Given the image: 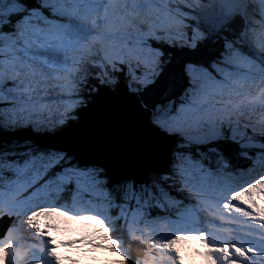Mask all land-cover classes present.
Wrapping results in <instances>:
<instances>
[{"label":"snow or ice","instance_id":"1","mask_svg":"<svg viewBox=\"0 0 264 264\" xmlns=\"http://www.w3.org/2000/svg\"><path fill=\"white\" fill-rule=\"evenodd\" d=\"M184 240L264 264V0H0V264Z\"/></svg>","mask_w":264,"mask_h":264},{"label":"rangeland","instance_id":"2","mask_svg":"<svg viewBox=\"0 0 264 264\" xmlns=\"http://www.w3.org/2000/svg\"><path fill=\"white\" fill-rule=\"evenodd\" d=\"M53 216H57V218L59 219L58 221L60 222L59 224H57V227L60 228L61 226H63V231L59 233H57L58 236H63L65 237L67 240L70 239V240H77L78 238H82V237H79L78 235H75L73 234V231H70L68 229L69 226H74L76 224L75 221H70L62 216H59V215H53ZM52 217V216H50ZM66 221V222H65ZM68 222V223H67ZM96 231V228H93L91 232H84V233H87L89 234L88 236H92L93 232ZM198 245L201 246L204 250V246L201 245L199 242H198ZM84 247V246H83ZM195 248V247H194ZM89 251L92 252L91 249H89ZM91 252L88 254L87 257H82L80 254H76V253H73V258L76 259V256L78 255L79 256V264H89L91 261H95V260H98L100 259L101 257L99 255H93L91 254ZM115 254H113L114 256ZM187 256L191 257L193 260H196V255L192 252H189L187 253ZM119 263L120 261L118 259H114L111 264L113 263Z\"/></svg>","mask_w":264,"mask_h":264},{"label":"clouds","instance_id":"3","mask_svg":"<svg viewBox=\"0 0 264 264\" xmlns=\"http://www.w3.org/2000/svg\"><path fill=\"white\" fill-rule=\"evenodd\" d=\"M54 218H56V216H54ZM56 219H58V218H56Z\"/></svg>","mask_w":264,"mask_h":264}]
</instances>
